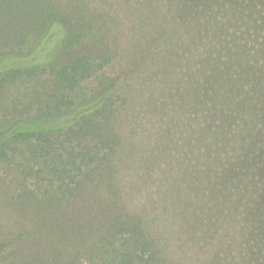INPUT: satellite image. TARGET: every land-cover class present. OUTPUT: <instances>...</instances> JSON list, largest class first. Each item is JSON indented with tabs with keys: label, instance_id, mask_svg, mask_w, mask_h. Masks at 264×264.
I'll return each instance as SVG.
<instances>
[{
	"label": "rangeland",
	"instance_id": "rangeland-1",
	"mask_svg": "<svg viewBox=\"0 0 264 264\" xmlns=\"http://www.w3.org/2000/svg\"><path fill=\"white\" fill-rule=\"evenodd\" d=\"M55 3L65 28L86 32L56 54L106 53L103 75L125 87L106 127L122 147L52 207L38 202L32 181L22 185L14 163L0 162V264H110L100 252L106 231L138 218L165 264H264V159L263 172L250 173L245 156L252 177L241 183L220 173L235 153L205 136L231 114L236 133L244 125L229 94L249 110L264 105V0ZM256 135L264 137V119Z\"/></svg>",
	"mask_w": 264,
	"mask_h": 264
},
{
	"label": "trees",
	"instance_id": "trees-1",
	"mask_svg": "<svg viewBox=\"0 0 264 264\" xmlns=\"http://www.w3.org/2000/svg\"><path fill=\"white\" fill-rule=\"evenodd\" d=\"M232 10L237 16L238 8L233 5ZM85 37L83 30L65 28L55 0H0V162L14 163L22 185L30 187L32 181L34 195L45 207L75 196L95 168L122 147L114 146L106 128L119 116L126 98L125 87L103 75L109 56L84 50L67 58L56 54L80 45ZM227 99L243 113L244 125L236 133L230 113V123L218 121L205 136L216 148L235 153L224 158L220 173L232 179L238 173L245 177L243 183L252 177L241 168L246 155L250 173L258 166L263 172L258 157L264 159V137L259 139L256 130L264 119V105L259 101L249 110V103L230 94ZM221 100L226 103V98ZM140 222H116L100 248L106 257L100 256L110 264H165Z\"/></svg>",
	"mask_w": 264,
	"mask_h": 264
}]
</instances>
